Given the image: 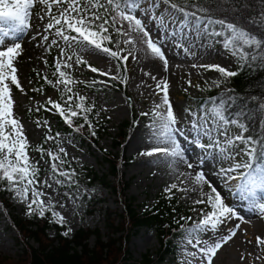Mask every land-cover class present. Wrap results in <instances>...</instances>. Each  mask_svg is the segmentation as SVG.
Wrapping results in <instances>:
<instances>
[{
  "label": "snow or ice",
  "instance_id": "6c2138e0",
  "mask_svg": "<svg viewBox=\"0 0 264 264\" xmlns=\"http://www.w3.org/2000/svg\"><path fill=\"white\" fill-rule=\"evenodd\" d=\"M26 42L47 54L54 48L58 51L55 79L33 71L59 93V99L48 96L44 104L37 102L35 111L58 114L71 129L67 136L53 134L48 120L37 119L36 127L45 133L43 143L35 146L29 143L15 98L16 91L27 95L18 68ZM140 51L161 62L163 74L169 72V51L192 61L215 52L236 67L193 62L191 68L214 71L219 78L205 80L204 87L188 79L185 92L223 90L203 99L189 94V106L180 112L174 111L167 75L158 79L151 71L144 72L154 87L146 85L152 106L140 115L150 118L149 139L139 155L168 169L166 199L171 201L177 192L184 201L191 199L193 215L174 218L178 228L173 231L180 233L177 264H214L242 224L250 222L229 196L238 197L249 213L264 220V78L243 94L227 86L241 73H264V0H0V190L23 206L25 215L50 216V223L65 229L61 235L70 237L73 229L57 210H67L61 197L77 214L94 189L80 184L72 166L76 157L69 158L68 146L76 148L75 134L83 138L85 130L97 137L101 113L107 110H97L95 101L89 102V96L76 88L109 87L104 80L77 79L73 72L87 65L92 73L127 87L129 57L135 60ZM94 52L114 62L112 67L101 70L82 55ZM43 63L49 66L46 58ZM44 84L32 91L43 95ZM126 100L129 107L135 103L131 97ZM28 111L31 114L33 109ZM49 141L55 150L44 147ZM30 153H39V159ZM254 248L255 253L248 252L251 264H264V236H255ZM245 259L242 254L241 260Z\"/></svg>",
  "mask_w": 264,
  "mask_h": 264
},
{
  "label": "rangeland",
  "instance_id": "374dc122",
  "mask_svg": "<svg viewBox=\"0 0 264 264\" xmlns=\"http://www.w3.org/2000/svg\"><path fill=\"white\" fill-rule=\"evenodd\" d=\"M38 23L33 20V24ZM58 55V51L54 48L51 54L44 53L41 49L36 48L34 44L30 42L25 43V51L23 56L19 59V76L22 81V86L25 88L27 95H21L18 91L15 93V98L18 101L19 107L17 109L19 116L22 119V123L26 128V135L29 139L31 145H35L39 142L42 134L45 132L44 128H37L34 123L36 118H28V109L32 108L35 111L37 102L44 104L48 96L55 99V94L53 91H48L41 95L39 93L33 92L32 88L35 87V78L33 77V69L39 71L41 74L47 72L48 68H45L43 59H47L49 64H54V58ZM84 59L88 58L93 63H90L94 67H98L101 70H107L112 67L114 62H109V58L104 56L103 53H83ZM136 59L133 60L129 57L128 67H129V86L126 87V91L129 97H131L135 103L131 106L137 115H140L141 111H149L152 106V100L148 93L149 89L146 88L147 84H152L154 87V82L150 80L149 77L144 76V72L151 71L152 74L157 75L158 79L160 75L163 74L160 70V63L156 58L152 57L151 54L145 55L144 52H136ZM169 56V72L163 75H167L169 82L171 84L170 98L173 103L174 111L180 112L184 108L189 106L190 95L192 98H200L204 92H200L195 88L188 89L185 92L184 89L188 87L187 80L191 79L193 84L199 83L201 87H204L205 80L209 83L212 79H218L219 74L214 71H205L203 69H193L191 64L193 62L202 64H212L218 63L221 66L230 68L234 70V63H228L227 58L222 57L215 52H210L205 54L202 59L197 61H192L185 59L183 54L177 56L174 55L172 51L167 53ZM179 65V67H177ZM82 71L73 72V76L77 79H82L90 81L93 77H101L98 73H92L87 66H81ZM190 73V75H189ZM105 79L106 77H101ZM31 82V83H29ZM139 84L140 87L137 88L136 85ZM230 87V83L227 85ZM215 89V88H213ZM222 91L221 89H215ZM81 94H87L89 96V102L92 100L96 103V108L99 110L101 107L107 110L101 113L102 117L108 119L107 132L110 135H115L117 133V128L124 121L130 119L131 107L128 106L126 99L119 93L116 92H98L91 93L89 91L79 90ZM141 93L145 95L141 96ZM190 94V95H189ZM53 115V113H51ZM49 121L51 127L55 126V123L51 117H46ZM43 119V120H45ZM149 117H142L138 122L135 130L129 136L126 144L125 156L132 158V163L124 169L123 179L130 182V186L127 190V196L135 200V206L138 212H142L144 207L153 204L155 197L163 192L164 187L171 182L168 169L158 168L153 165L151 158L139 155V153L145 150V146L149 139L148 125L150 121ZM41 120V121H43ZM76 148L68 146L69 158L76 157L73 161L79 167H91L96 171L103 172V168L99 163L100 154L97 153L94 147L91 145H81L76 141ZM98 147L102 150H110V139L107 135H104L99 143ZM55 150V149H54ZM102 197L106 198L105 204L101 207V210L108 209L111 212L119 213V205L113 201V198L108 195L105 191H102ZM175 197L178 199L179 203L185 207L191 208V199L184 201L182 193L177 192ZM229 201L233 206L240 208L241 212L245 217L249 219V223L242 224L241 230L238 232L237 237L232 241H237L240 244L239 253L237 257L231 259L228 253V249H221L217 257L214 258V264H251L252 257L248 256V252L255 253L257 249L254 248V238L256 235L264 236V220L257 218L253 213H249L246 210L245 205L239 201L238 197L229 196ZM66 204V211L57 207L58 211L67 217L69 225L72 227L73 232L77 229L80 224L86 227L94 228L99 227L102 234H105L104 230L105 222L103 218V211L96 212L94 215L84 216V209L81 207L78 209L77 214H73L72 205L67 200L64 201ZM79 203V202H78ZM15 210L14 215L18 218L23 219L25 215V209L15 200ZM117 213V212H116ZM117 213V214H118ZM191 215H193L191 213ZM245 230L247 235H244ZM72 232V233H73ZM16 234L11 230L7 218L0 210V264H27L25 261H21L17 257L20 253V246H16L15 243ZM51 238V234H49ZM248 240H252L253 243H247ZM178 241V240H177ZM175 241V244H177ZM90 245H93V238L90 239ZM231 242V241H230ZM178 246V245H177ZM158 248L157 240L153 232L142 228L132 238L129 239V243L126 249L131 254L133 260H139L140 257L149 252L154 254ZM246 257L245 260H241V255ZM181 256L178 250L175 258L168 257L163 264H177L178 258ZM258 264V262H257Z\"/></svg>",
  "mask_w": 264,
  "mask_h": 264
},
{
  "label": "trees",
  "instance_id": "16d2710c",
  "mask_svg": "<svg viewBox=\"0 0 264 264\" xmlns=\"http://www.w3.org/2000/svg\"><path fill=\"white\" fill-rule=\"evenodd\" d=\"M47 68L49 79H55L52 76L53 65L49 64ZM234 70H236V67ZM33 77L36 81L35 87L38 88L44 84V81L37 77L36 72L33 73ZM262 78H264V73H257L252 76L244 72L231 78L230 88H234L238 93L243 94L249 88V85L260 81ZM94 79L106 81L109 87L100 91L78 85L76 90L91 93L116 92L125 99L129 97L126 87L118 82L111 81L109 77L105 79L93 77L87 82L90 83ZM48 91H53L55 99H59V93L50 85L44 84L43 94ZM255 91L258 92L259 88L257 87ZM219 92L221 91L211 89L205 91L202 97L196 99L215 96ZM27 117L39 120L51 117L55 123V126H52L53 134L59 131L63 136H67L71 132V129L64 125L58 114L53 113L52 115L51 112H45L42 109L40 112L33 110L31 114L28 112ZM142 117L144 116L137 115L131 107L130 119L119 125L115 135H110L107 132L108 119L102 116L100 117V123L97 125V137H90L86 130L83 138L79 134H75L78 143L81 145L89 144L100 154L99 163L103 168V172L96 171L91 167H79L74 163H72V166L79 173L80 184L88 189H94L91 199L84 198V216L103 211L104 221H107L104 225L105 234L101 233L99 227L89 228L80 224L70 237L65 238L61 235L65 229L55 223H50V216H47V214V218L44 219L36 216L18 218L13 214L15 200L10 198L7 191L0 190V210L7 218L11 230L16 234L14 240L16 246H20V253L17 257L21 261H25L27 264H163L168 257H176L178 246L175 241L179 240L180 233L173 231V229L178 228V225L174 223V218H178L180 215H191L190 208L180 204L175 196L169 201L161 192L155 197L153 204L144 207L142 212H138L135 200L127 196L130 182L123 179V172L132 163V158L125 156L126 144ZM148 120L150 121V118ZM44 133L35 145L43 143ZM104 135H107L110 139V150L108 151L98 147V143ZM44 147L55 149V145L51 141L45 144ZM30 155L34 160L39 159V153H30ZM41 167H44L43 161H41ZM43 177L44 173L42 172L41 178ZM102 191L108 193L113 201L119 205V213L116 210L118 214L108 209L101 210L106 201V198L102 197ZM61 199L66 200L63 197ZM173 208L176 209L175 213L172 211ZM142 228L153 232L158 248L154 254L147 252L139 260H133L126 246L129 239ZM49 234H51V238ZM91 238L94 241L93 245H90L89 242Z\"/></svg>",
  "mask_w": 264,
  "mask_h": 264
},
{
  "label": "bare ground",
  "instance_id": "6f19581e",
  "mask_svg": "<svg viewBox=\"0 0 264 264\" xmlns=\"http://www.w3.org/2000/svg\"><path fill=\"white\" fill-rule=\"evenodd\" d=\"M85 60H87L88 62H91L93 63L90 59L88 58H85ZM228 249V253H229V256L231 257V259H234L237 257V254L239 253V248L240 247V244H238L237 241H231V242H228L223 248ZM222 248V249H223Z\"/></svg>",
  "mask_w": 264,
  "mask_h": 264
}]
</instances>
